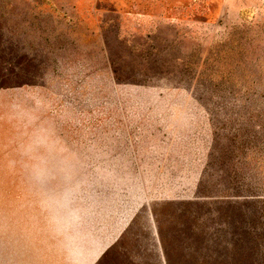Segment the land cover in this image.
<instances>
[{
    "label": "rangeland",
    "instance_id": "obj_1",
    "mask_svg": "<svg viewBox=\"0 0 264 264\" xmlns=\"http://www.w3.org/2000/svg\"><path fill=\"white\" fill-rule=\"evenodd\" d=\"M97 258L264 264V0H0V264Z\"/></svg>",
    "mask_w": 264,
    "mask_h": 264
},
{
    "label": "crops",
    "instance_id": "obj_2",
    "mask_svg": "<svg viewBox=\"0 0 264 264\" xmlns=\"http://www.w3.org/2000/svg\"><path fill=\"white\" fill-rule=\"evenodd\" d=\"M102 254H103V252H102ZM102 254H101V255H102ZM100 257H101V256H100ZM100 257H99V258H100ZM99 258H97V259L94 261V263H93V264H95V262H96V261H97ZM88 262H89V261H88ZM87 264H88V263H87Z\"/></svg>",
    "mask_w": 264,
    "mask_h": 264
},
{
    "label": "bare ground",
    "instance_id": "obj_3",
    "mask_svg": "<svg viewBox=\"0 0 264 264\" xmlns=\"http://www.w3.org/2000/svg\"><path fill=\"white\" fill-rule=\"evenodd\" d=\"M101 250H103V249H101ZM89 262H90V261H89ZM89 262H88V264H89ZM93 263H94V261L91 262V264H93Z\"/></svg>",
    "mask_w": 264,
    "mask_h": 264
}]
</instances>
